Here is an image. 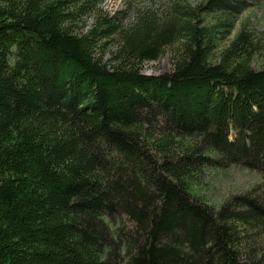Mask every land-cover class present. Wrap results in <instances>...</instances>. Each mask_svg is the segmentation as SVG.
Masks as SVG:
<instances>
[{"label": "trees", "instance_id": "1", "mask_svg": "<svg viewBox=\"0 0 264 264\" xmlns=\"http://www.w3.org/2000/svg\"><path fill=\"white\" fill-rule=\"evenodd\" d=\"M105 1L0 0V264H264L262 40L224 44L264 0Z\"/></svg>", "mask_w": 264, "mask_h": 264}, {"label": "rangeland", "instance_id": "2", "mask_svg": "<svg viewBox=\"0 0 264 264\" xmlns=\"http://www.w3.org/2000/svg\"><path fill=\"white\" fill-rule=\"evenodd\" d=\"M163 1V0H162ZM166 3V0H164ZM191 5L200 4L204 0H186ZM146 2L145 6L150 3L149 0H136V4L142 6ZM143 3V4H142ZM158 3V1H157ZM156 2L150 3L153 7ZM125 5V0H106L104 7L108 9V12H113L121 9ZM89 20L86 21L84 28L90 26ZM79 24H83L81 21ZM251 30L256 33V36L262 41L260 49L252 59L251 66L254 70H259L264 66V4H259L246 10L240 15L236 21L233 31L228 34L224 40V44L229 43L235 35L243 28ZM223 46V45H222ZM220 46V47H222ZM176 47L171 46L165 50L160 58L155 60H148L141 66V71L146 75H159L164 72H168L173 68V58ZM104 55V62H108L111 58L110 51L105 48V52H99V55ZM259 173L247 165H233L226 169H214L208 172L206 178V187L204 191L209 196L210 202L218 204L221 199L227 197L230 194H239L246 192L249 188L260 181Z\"/></svg>", "mask_w": 264, "mask_h": 264}]
</instances>
